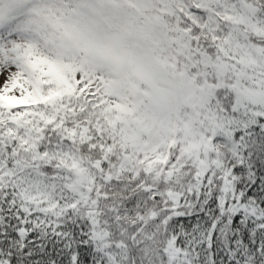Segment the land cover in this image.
Masks as SVG:
<instances>
[{
  "label": "snow or ice",
  "instance_id": "6c2138e0",
  "mask_svg": "<svg viewBox=\"0 0 264 264\" xmlns=\"http://www.w3.org/2000/svg\"><path fill=\"white\" fill-rule=\"evenodd\" d=\"M0 264H264V0H0Z\"/></svg>",
  "mask_w": 264,
  "mask_h": 264
}]
</instances>
